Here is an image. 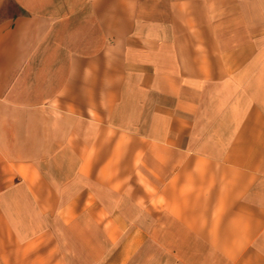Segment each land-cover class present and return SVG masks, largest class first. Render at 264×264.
Segmentation results:
<instances>
[{
    "label": "crops",
    "instance_id": "0c3cea01",
    "mask_svg": "<svg viewBox=\"0 0 264 264\" xmlns=\"http://www.w3.org/2000/svg\"><path fill=\"white\" fill-rule=\"evenodd\" d=\"M0 264H264V0H0Z\"/></svg>",
    "mask_w": 264,
    "mask_h": 264
}]
</instances>
